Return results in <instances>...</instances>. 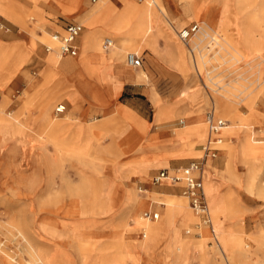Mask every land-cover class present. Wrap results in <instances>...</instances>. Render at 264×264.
<instances>
[{"label": "rangeland", "instance_id": "rangeland-1", "mask_svg": "<svg viewBox=\"0 0 264 264\" xmlns=\"http://www.w3.org/2000/svg\"><path fill=\"white\" fill-rule=\"evenodd\" d=\"M0 1L4 5V11L0 10V264H6L5 260L8 259L13 261V264H41L31 254V247L45 254L52 253L53 262L59 260L61 264H100V258L105 253L116 258L118 264L123 262L144 264L140 258L141 252L146 260L145 264H244L243 261L248 262L247 264H264V252L259 250L252 240L260 230H264V195L258 191V187L264 186V159L257 156L245 167L237 157L240 137L250 138L254 134L253 137L257 141L264 142V53L259 49L253 51L248 48L249 45L242 42L241 29V22L246 24L251 22L249 20L251 13L258 14L262 26L259 27L257 24L258 33L252 37L255 40H264V0H254L243 11L239 9L236 0H215L211 14L215 18L216 27L228 24L229 31L225 37L240 40L238 47L242 50V56L234 58L225 49L214 48L215 50L207 57L212 63H209L211 69L207 62L199 64L201 71L206 69L212 71L211 75L217 82V88L220 85H227L225 87L230 89L228 94L232 96L233 101L238 102L233 93L237 95L240 88L244 89L247 86L244 93L248 94L243 93L246 97L249 92L253 93L254 102L250 104L251 107L242 103L234 107L235 112L242 114L245 119L248 117L243 125L245 127L240 129L236 128L241 123L239 120L231 115L223 116L219 113V103L215 101L217 99L213 96L214 92L205 86V73L201 77L193 67L194 74L185 76L179 55L173 53L172 58L167 59L171 67L178 72L177 78L153 73L152 68L149 73L147 60L138 70L128 66L126 63L128 53H137L146 59L148 52L143 50L153 51L150 44L158 51L154 41L160 35V31L155 22L148 23L151 29L145 40L135 44L133 50L127 51L123 61L125 68L130 72L143 70L150 74L148 78L142 80L150 92L151 101L149 104L146 102V118L153 119L154 101L157 104L161 99L175 106L180 100L178 103L170 102L177 100L186 91H199L203 94L202 100L206 99L208 103L204 111V122L197 125V128L205 132L206 140L201 144H197L199 139L188 141L191 136L196 137V134L192 130V133L184 131L188 128L190 120L186 116H179L173 122L172 130L182 127L180 121L186 120L187 126L179 129L182 133L178 132L175 135V141L181 145H177L173 152L158 151L156 148L149 153H143L142 148H139L136 156L134 150L136 152L138 140L132 134L126 137L125 133L130 125L145 133L146 125L143 126L140 123L141 119L133 112L127 116H119V113L113 116L114 120L110 121L105 129L109 132L113 128L112 133L97 138L92 147H82L78 144L74 148H67L59 145L55 134L57 127L52 128L51 119L45 118V111L54 96H58V99L53 101L55 104L52 115L59 118L64 116L68 112V105L66 112L62 114L56 112V107L60 103L65 104L60 96L63 83V79L60 78L63 77L61 75L63 71L61 76L55 78L50 76L49 74L55 70L49 66L47 57L54 51L56 56V51L58 53L60 50V41L58 40V49L57 42L54 41L56 45H52V37L59 33L64 34L63 28L75 20L59 18L60 22L52 24L55 27L52 30L45 21L44 12L38 6L41 0H31L36 9L25 0ZM117 1L120 5H116L114 0H98V3H104L106 9L110 10L108 12H120L124 9V3L122 0ZM135 2L143 5L147 0ZM98 3L91 4L90 0L87 2L84 0L82 11L87 5L94 7ZM166 4L171 14L172 12L180 14L167 0ZM62 13L68 18L75 16L79 21L77 16L79 14ZM103 21L95 19L94 26L107 27L108 24ZM162 21L171 29L186 59L191 60L193 64H190L194 66L193 55L178 38L179 32L186 25L178 27L171 16L170 21L176 29L174 30L170 22L164 19ZM30 32L36 37L38 43L36 47L32 45L33 36L31 37ZM46 37L50 41L44 43L43 39ZM106 37L110 36L104 35L100 38L102 45ZM208 42L209 38L201 45L203 53H207L209 49L205 47ZM163 46H165L163 49L168 48L166 44ZM50 48L54 49L50 51ZM115 49L116 46L109 50L103 47V52L110 53ZM194 53L196 55L198 52ZM80 57L82 53L76 58L63 56V61L72 58L76 63ZM171 60L174 61L173 64ZM236 80L246 86L243 87ZM234 86H237V89L234 90ZM152 92L154 94L151 96ZM192 93H189L187 98L196 100L191 97ZM112 99L114 100V97ZM121 99L118 98V102H123L124 98ZM201 104H204V101L199 106ZM212 110L226 119L230 127L227 129L229 139L223 131L221 132L223 136H220L224 144L230 140L229 144L222 143L223 145L218 146L222 152L218 151L217 157L212 160L215 168L213 170L210 168L208 172L207 167L205 173L210 214L215 206L219 212L214 216L217 236L219 238L226 236L234 241L230 250L234 256L226 252L221 253V260L215 254L219 249L210 227L205 225L199 216L198 223L181 228L183 218L174 207L177 201H185L193 211L190 199L184 196L181 190L173 189L171 185L163 187L154 184L153 178L160 170L152 169L169 166L168 159L164 160V163L158 161L172 156H191L192 159L171 163L177 166L202 158L204 151H201L209 140L206 115ZM118 116L121 117L122 123ZM98 117L100 119L103 115ZM3 121L10 125L15 123L22 128L6 129L3 127ZM102 122L104 121H98L95 125ZM69 125L70 122L64 123L60 132L64 135L62 138L70 135ZM76 140L78 138L72 142L79 143ZM196 144L199 150L195 149ZM132 156L135 159L129 163V157ZM68 183H71L75 192L71 194L67 192ZM250 183L255 184L254 189ZM80 188L82 190L76 192ZM92 198L97 211L102 210V207L110 209L107 215L98 216L95 225L91 223L77 225L73 218L56 214L62 213L65 208L74 204L84 206L90 203ZM146 212L159 214L157 218L159 230L148 240L142 229L143 225L151 222V219L145 217ZM211 218L213 221L212 214ZM202 228H206L207 231L202 233ZM180 233L188 240L184 245L173 241L180 237ZM202 235H205L204 245L210 255L203 253L201 248L193 243ZM117 256L124 258L118 260Z\"/></svg>", "mask_w": 264, "mask_h": 264}, {"label": "bare ground", "instance_id": "bare-ground-1", "mask_svg": "<svg viewBox=\"0 0 264 264\" xmlns=\"http://www.w3.org/2000/svg\"><path fill=\"white\" fill-rule=\"evenodd\" d=\"M58 1H59V5L62 7L61 8L62 12H64L66 15L79 14V15H77L78 20L83 26H85L84 37H85V42H86V45H85L86 51L82 52L81 58H82L83 68L85 69L87 74L91 77H99V72L101 70L102 64L105 65L107 63V61H109L108 59H106V56H109V58L113 62L124 63L123 62L124 61V54L127 51L133 50L136 47L135 44L142 43L143 40H145L148 33L150 32L151 28H150V26H148V23L152 24L153 22H155L156 24H158L159 20L164 19V20H167L168 22L171 23L172 29L176 30L174 27V24L170 21V17L172 14L167 8L168 4H166V0H147V2L144 3L143 5H139L138 3L135 2V0H122L124 3V9L120 12H108L110 10L106 9L104 3H98L94 7H90L87 5L85 7L86 9H84L82 11V9H83L82 6L84 4V0H58ZM253 1L254 0H236V4L239 6V9H242V11H243L244 9L249 7L248 5L250 3H252ZM167 2L171 6L175 7L177 9V12L179 11L180 16L187 15L188 18H190L194 15H198V13H199V14H201V16L206 17V21H204V22L199 21V23L201 24V30L202 31H200L199 33H197L195 36L192 37L190 44L182 41L183 44L189 50V52L193 55L194 61H195L194 63L196 65V67H195V65L194 66L191 65V64H193V62L191 63V60H189L190 61L189 62L184 55L185 53H183L181 48L178 45H176L174 36L168 34L172 40L171 46L173 47V50H176V51H174V53L179 55V58H180L181 63H182L181 65H182L183 70L185 72V76L189 77L190 75L194 74L193 67L197 70L198 74H200L201 77L203 76V73H205V83H206L205 86L208 88V90H211V92H214L213 96L216 97V99H217L215 101H218V103H219L218 104L219 113L223 116L224 115L225 116L231 115L233 118H235L241 122L240 124L237 125L236 128L237 129L244 128L245 126H243V125L246 123V119L248 117L245 119V117H243L242 114H238L237 112H235L234 107H235V105H237V106L241 105V103L244 105L247 104L249 106H250V104H253V102H254V100H253L254 98L252 95L253 93L249 92V95H247V97H246L244 94H248V92L244 93V91L247 89V86L244 84H241V82H238L236 80V82L238 84H241V85H243V87L244 86H246V87H244V89H241V88L238 89L237 95L233 93V96H236L238 98V102H235V101H233L232 96L228 94V91L230 89L225 87L227 85H225V84L222 86L220 85L217 88L216 87L217 82H215V78L212 77V75H211L212 71L209 69L201 71L200 67H199V64L200 63L203 64L204 62L205 63L207 62L208 66H209V63H211V62L209 59L207 60V57L211 51L215 50L214 48H216L218 50L221 47V48L225 49L226 51H228L229 54L231 53V55L234 58H237L238 56H242V50L238 47V42L240 40L238 41V39L234 40V39H229V38L225 37V34L228 35V31H229L228 30V24H225V25L220 26L218 28L216 27L215 18L211 14V13H213L212 12V5L215 2V0H207L205 2L200 1V0H167ZM0 10L4 11V5L1 1H0ZM95 19H99V20L103 19L104 20L103 22H105V24H108V26L107 27H99V28L95 27L94 26V20ZM197 19H198V17H197ZM174 20H175L174 23H176V24L179 22V19H174ZM249 20L251 21V22H249V24H246V22L245 23L241 22V26H242L241 29H242V35H243L242 36V42L249 45L248 46L249 49H252L253 51L255 49H259V50H261V52L264 53V40H255L253 38L254 37L253 34H255L257 32L256 31L257 24L260 25L259 27L262 26L261 25V18L258 14L251 13ZM217 23H220V22H217ZM30 34H31V37L33 36V40H32L33 44L32 45L34 47H36V45L38 44L36 42V37L32 32H30ZM104 35H109L114 40L113 41L111 39L113 41V46L110 49L114 48L115 46H116V49L110 53H104L103 52L104 51L103 50L104 43H103V45L101 44L100 38ZM179 38H180V36H179ZM207 38H209V42L205 47L209 48V49H208L207 53H203L201 45L203 44V42ZM223 40H224V42H223ZM48 41H50V39L48 37L43 39L44 43L48 42ZM114 42H115V44H114ZM52 43L51 44L53 46L56 45V43L54 41H52ZM150 47L152 48V50L155 53L158 52L155 48H153L154 46H152L151 44H150ZM178 48L181 51H179ZM104 49H105V47H104ZM105 50H107V49H105ZM195 51L198 52L196 55L194 53ZM54 52L49 54V56L47 57V61H48L49 66L53 67V70H55V71H52L51 72L52 74L50 73L49 75L55 78V76H61L60 75L61 72L64 71L65 69H69L70 67H72L74 65L73 64L74 60L67 59V60L63 61V58H62L63 56L61 54V51L58 53L56 51V56H55ZM259 57L263 58L261 55H259ZM96 58L100 61V63L95 62ZM171 61L173 64L174 61L173 60H171ZM238 62H240L239 58H238ZM23 63L24 62H22V64ZM249 64H251V62ZM261 66H262V64H261ZM209 68H210V66H209ZM136 76H137V79L139 81H142L143 79L148 78L149 75H148V73L144 72L143 70H140V71H138ZM60 79H62V78H60ZM236 87L234 86L233 89L235 90ZM253 91H254V89H253ZM191 97L193 99L197 98V96L194 92L192 93ZM245 98H246V100H245ZM55 99H58V96H54L53 99L50 100L48 107L45 111V116H46L45 118L51 119L52 128L58 127L60 125V122H61V119L59 118V116L52 115L53 104H55V102H53V101ZM215 105L217 107V102H215ZM57 107H56V111H57ZM118 113L121 116L122 115L127 116V115H129V113H132V111L130 109H124L123 110V108H122V110L120 109ZM249 117H251V116H249ZM5 121H7V120H5ZM5 121H3L2 123H3V127L6 129L8 128L10 130H17V129L22 128L21 126L15 124V123H11L12 125H10L9 123H7L9 121H7V122H5ZM61 126H62V124H61ZM229 128L230 127L226 126L223 129V132H224V134H226L228 139L230 136L228 133L229 131L227 129H229ZM185 129H187V128H185ZM192 132L194 134H196V137H197L196 139H199L197 144H201V143L205 142L206 139H205V135H204L205 132L204 131L202 132L200 130V128L195 127V128H193ZM239 132H240V130H239ZM253 135L250 138L249 137H242V138L240 137L239 155L237 157L240 158L239 161L245 167L248 166L250 161H252L253 158H255L257 156L264 159V142L263 141H257L253 137ZM229 142H230V140L226 141V143L225 144L223 143V144L228 145ZM197 144L195 145V149L199 150L196 148ZM61 153L64 154L63 152H61ZM230 157H232V156H230ZM207 167H208V172L210 171V168L212 170L215 168V166L212 165V161H210L208 163ZM204 175H205V173H204ZM250 185L253 189L255 188L254 187L255 184L250 183ZM204 186H205V184H204ZM54 187L55 186L53 185V187H52L53 190H54ZM67 189H68L67 192H69V194H71L72 192H75L74 191L75 189H73L71 187V183H68ZM81 190L82 189L80 188V189L76 190V192H79ZM258 191L261 195H264V186L258 187ZM83 193H84V191H83ZM205 194H206V190H205ZM206 198H207V196H206ZM82 202H84V201H82ZM89 202L90 203L84 204V206L82 205L81 207L77 206L75 204L72 205L71 207L67 208V209L64 207L65 209L62 211V213L56 212V214L62 215L61 217L67 216V217L73 218L74 223L77 225H82V224L88 225L90 223L92 225H95L97 222L98 216L107 215L109 213L110 209H108L107 207H102V210L97 211L96 210L97 208L95 207V204H94V199L92 198V201H89ZM207 202H208V199H207ZM208 206H209V202H208ZM174 210L179 211V213L181 214V216L183 218L181 221V228L182 229L186 225H193V224H196L199 222L198 214L191 211L188 203L185 201H177V205L174 207ZM217 213H219L218 207L215 206V208L213 210L211 209L213 222H214V216H217ZM209 214H210V209H209ZM211 214H210V218H211ZM106 217H108V216H106ZM211 221H212V218H211ZM214 224H215V222H214ZM158 227H159V221L157 219L151 220V222H149V223L147 222L146 225L142 226V229H144V232L146 233L147 240L154 237V234L156 233V231L159 230ZM202 230H203L202 233H205L207 231L206 228L205 229L202 228ZM259 232L260 233L257 236H255L254 238H252V240L255 242L256 247L259 248V250H261L262 252H264V230H260ZM213 236L217 240V236L215 235V233H213ZM173 241L180 243V245H184L188 240L184 239L182 237V234L180 233V237L177 240H173ZM204 242H205V235H202L201 238L193 241V243L195 245H197L199 248H201L203 253L210 255L211 253L209 252L208 249L205 248ZM218 242L219 243L216 242V244L218 245L219 250H217V253H215V254H216V256L219 257V260L222 259L221 253L226 252L227 254H230V256H232V257L234 256V255H231V253H230L231 244L234 241L230 240L229 238H226V236L225 237L223 236V237L219 238ZM32 248L33 247H31V251H32L31 254H33L37 258V261H40L41 264H61L59 262V260H58V262H53L52 257H51L52 253L45 254L43 251H41L39 249H36V248L32 249ZM95 256L96 255H94V257ZM123 258L124 257L117 256L118 260H122ZM5 261H6V264H13V261H9V259L5 260ZM243 263L245 264L246 262L243 261ZM100 264H118V263H117L116 258L111 257L110 255L105 253L100 258Z\"/></svg>", "mask_w": 264, "mask_h": 264}, {"label": "crops", "instance_id": "crops-1", "mask_svg": "<svg viewBox=\"0 0 264 264\" xmlns=\"http://www.w3.org/2000/svg\"><path fill=\"white\" fill-rule=\"evenodd\" d=\"M57 1L56 0H41L38 3L39 8L44 12L43 16L45 18V21L47 22V25H49L50 29L52 30L55 29V27L52 26V24H55L56 22H60L59 18L74 19L75 20L74 23H78L81 26H83L79 21L76 20L75 16L68 18L65 15H63L62 9H61L62 7L59 5V1L58 2ZM87 1L88 0H86V2ZM25 2H27L28 4H30L32 7L36 9V7L33 5V2L31 0H25ZM90 2L91 4L98 3V0H92V1L90 0ZM114 2L116 5H120L117 0H114ZM214 7L215 5L213 3L212 9ZM198 15H194L188 18L187 15L180 16L178 13L172 12L171 16L174 19H179V22L177 23L178 27L184 26V25H186L185 27H187L197 21H200V22L206 21V17L201 16V14L199 13ZM185 20L187 22H184ZM156 26L158 27L160 31V35H158L154 41L155 46H157L156 48L158 49V52L154 53L150 49L143 50L145 52H148V54H147L146 59L142 58L141 56L142 61L144 63V61L147 60L146 62L150 70L149 73H151V70L153 69V73H160V74H165V75L167 74L171 76L172 78L173 77L177 78V76H179L178 72L174 70L167 61V59H171L172 55H174L173 54L174 52L172 50L173 47L171 46L172 40H171V37L168 35L170 34L173 36V32L171 31V29L167 28V25L164 24L162 20H159V23L156 24ZM63 29L65 32V27ZM84 34H85V26L82 27V33L75 41V44L79 49L78 55L75 57L73 56H69V57L76 58L79 56L80 53L86 51L85 49L86 42H85ZM61 35H64V34H61ZM107 38H110V37H106L105 39ZM53 41L58 43V49H59V41L55 40L54 38H53ZM175 43L176 45L179 46L176 40H175ZM163 44H166L168 48L163 49V47L165 48ZM51 49L53 50L54 48H50V51H52ZM72 58H68V59H72ZM106 59H108L109 61H107L105 65L102 64L101 70H100L101 72H99V77H91L87 74V72L82 66L81 57L75 61L76 63H73L74 66L70 67L69 69H65L62 72L61 75L63 76L62 77L63 83L60 89L61 90L60 96H61V99H63V102H65L64 105H66V110H67V105H68V112L64 116L60 117L61 119L60 125L57 127V130L55 131V134L59 140V145L65 146L67 148H74L78 144H80V146L82 147H92V144L95 142L97 138L106 137L107 135H110L112 133L113 128L109 132L106 131L105 129L106 127H108V124L110 123V121L114 120L113 116H116V114L119 112L120 109L122 110V108L123 110L130 109L133 113H135L138 116L139 119H141L140 123L143 126L144 124L146 125L145 133H141L140 131L136 129V127H133L131 125L129 126V129H127L125 133L126 137L132 134L134 137L137 138L138 144L135 148L136 152L138 151L139 148L140 149L142 148L143 153H149L156 148L158 149V151L173 152V150L177 148V145L178 146L181 145V143H177L175 141L176 133L179 132V129L185 128L187 126L185 122V124L182 127L172 130V124L173 122H175V120L179 116H186L188 120H190L188 123V128L184 129V131H187V133H192L191 130H193V128L197 127V125L204 122V111L206 110V105L208 103L206 102V99L202 100L203 94L195 90L186 91L177 100L171 101L170 103H178V101L180 100L179 103L176 104L175 106H171V104L169 105L168 103L161 101V99L159 103L155 104V101L153 100L154 101L153 102V105H154L153 119L151 118L147 119L145 115V109H146V102L148 101V104L151 102L149 98L150 92L148 89L145 88L144 81H139L137 79L136 75L138 72L134 73V72L128 71V69H126L124 66L125 64L113 62L109 58V56H106ZM95 62L100 63V61L97 58ZM142 67L134 68V69L138 70V69H141ZM191 92H194L196 94L197 96L196 100H191L187 98L190 95L189 93ZM153 94L154 92L151 93V96ZM113 97H114V100L112 99ZM118 98L120 99L124 98L123 102L121 101L118 102L117 100ZM114 101L115 103L113 104ZM203 101H204V104H201L199 106V104ZM60 104H63V103H60ZM59 114H62V113H59ZM100 115L101 117L103 115V117L98 119L99 118L98 116ZM119 119L121 120V123H122L121 117ZM64 121L70 122V125L68 127L70 128L71 132L69 136L62 138L64 135H61L60 132L65 123ZM98 121H104V122H102V124L95 125V123H97ZM220 136H223V135L220 134ZM76 138H78V140L76 141H78L79 143L76 144L75 142L74 144L72 141L73 139H76ZM117 138H119V135ZM208 139L210 140V133L208 134ZM189 140L194 141L196 140V137L191 136L188 139V141ZM209 140H207L206 143H208ZM206 145H204V148ZM204 148L202 149V152L204 151ZM136 152L134 150V155L139 153V152L137 153ZM220 152H222V150L219 148V153ZM190 158L191 156H172L168 158H163L159 160L158 162L164 163L163 161L168 159L167 161L169 162V166L155 167L152 169L155 171L162 170V169H171L173 171V169L175 168L187 166L193 161L201 160L203 156L202 158L198 160H193V161L191 160L180 166L171 165L172 162L187 160ZM129 159H130L129 163H131L134 161L135 158L132 156V157H129ZM214 159H209L208 163ZM204 180H205V176H204ZM159 186L166 187L168 185L163 184ZM171 187L175 190H181V192L183 193V190L180 187V185H177V186L171 185ZM213 225L214 223H212L213 232L217 236L218 234L217 229ZM213 232H212V235H213ZM218 240L219 238L217 236V240L215 239V241L218 242ZM140 258H141V261L145 264L146 260L144 259L142 252H141ZM148 264H151V263H148Z\"/></svg>", "mask_w": 264, "mask_h": 264}, {"label": "built area", "instance_id": "built-area-1", "mask_svg": "<svg viewBox=\"0 0 264 264\" xmlns=\"http://www.w3.org/2000/svg\"><path fill=\"white\" fill-rule=\"evenodd\" d=\"M142 1V0H139ZM1 25V19H0ZM82 27L78 23H68L65 26L64 35L56 34L54 38L59 40L61 43L60 51L62 56H77L79 49L75 44L76 39L82 33ZM201 30V24L195 22L190 26L184 27L180 32L179 36L182 41L190 44L193 36L199 33ZM113 46V41L107 38L104 41L105 49L109 50ZM126 62L130 67L140 68L143 65L142 58L139 54L130 52L127 54ZM66 111V105L60 104L57 107V113H63ZM206 120L208 121V128L210 133V140L204 148V155L201 160L193 161L187 166H182L173 169H162L153 178L154 184L157 185H173L180 187L183 190V195L190 199V206L192 210L198 214L202 222L210 227L213 232L212 221L209 214V206L205 194V180L204 173L207 168V162L209 159L217 157L219 151L218 146L223 143V139L220 137V133L223 129L228 126V121L220 117L215 110L207 114ZM181 124H185V120L181 121ZM145 217L147 219L155 220L159 218V214L153 212H146ZM189 231V230H188ZM191 233V231L189 232ZM214 233V232H213Z\"/></svg>", "mask_w": 264, "mask_h": 264}]
</instances>
